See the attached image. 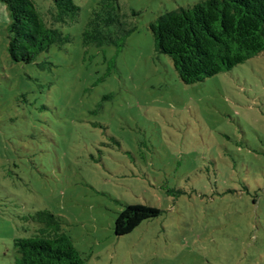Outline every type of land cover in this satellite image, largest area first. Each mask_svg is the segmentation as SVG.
<instances>
[{"label": "rangeland", "instance_id": "obj_1", "mask_svg": "<svg viewBox=\"0 0 264 264\" xmlns=\"http://www.w3.org/2000/svg\"><path fill=\"white\" fill-rule=\"evenodd\" d=\"M98 1L39 67L9 59L0 0V264L39 210L86 264H264V51L185 84L148 24L199 0H118L119 47L82 41ZM126 204L160 214L116 236Z\"/></svg>", "mask_w": 264, "mask_h": 264}, {"label": "trees", "instance_id": "obj_2", "mask_svg": "<svg viewBox=\"0 0 264 264\" xmlns=\"http://www.w3.org/2000/svg\"><path fill=\"white\" fill-rule=\"evenodd\" d=\"M8 11L6 28L9 59L37 62L52 45L71 37L61 27L78 21L73 0H1ZM134 15V12L132 13ZM159 53L168 55L179 79L192 84L224 72L264 51V0H199L159 14L148 24ZM118 0H99L81 33L84 44L122 46L128 34ZM160 214L148 204H126L114 220L116 236L130 233L140 223ZM28 234L13 240L14 264H86L63 230L62 219L48 210L25 217Z\"/></svg>", "mask_w": 264, "mask_h": 264}]
</instances>
